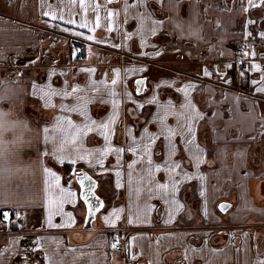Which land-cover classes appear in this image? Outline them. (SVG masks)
Masks as SVG:
<instances>
[{"label": "crops", "instance_id": "1", "mask_svg": "<svg viewBox=\"0 0 264 264\" xmlns=\"http://www.w3.org/2000/svg\"><path fill=\"white\" fill-rule=\"evenodd\" d=\"M253 3L0 0V77L14 88L0 105V167L31 177L15 202L0 198V264L264 262V0ZM78 171L103 205L90 226ZM221 182L245 218L203 225L217 203L237 205ZM61 196L56 212L49 200ZM114 236L126 255L113 253Z\"/></svg>", "mask_w": 264, "mask_h": 264}, {"label": "rangeland", "instance_id": "2", "mask_svg": "<svg viewBox=\"0 0 264 264\" xmlns=\"http://www.w3.org/2000/svg\"><path fill=\"white\" fill-rule=\"evenodd\" d=\"M233 174L234 173L226 174L225 177L233 181L234 180ZM224 184L225 183L221 182V184L219 185V189L221 190L222 193H226L225 197L228 199V201L232 202L234 199L235 201H237V205L234 203V206H232V208L230 210H227L226 212H222L218 209V206H217L218 203H217L216 206H214V208H213V212L210 211V213L207 215V217H206L205 213L202 214L204 219L201 221V224H203V225L214 224L218 227H225L231 221L244 220L245 217L243 214L237 215L238 192L235 191L233 188H230L229 183H228V187L224 186ZM204 196L205 195H202L201 197H199V199L197 201L202 202L204 200ZM227 199H225V200H227ZM194 201H196V200H194ZM211 209L212 208L210 207V210ZM250 215L251 216H257L255 209L251 210L249 216ZM260 219H262V218H260ZM245 220L246 221H243V222H247V223H245L246 227H249L253 223L257 222V220L253 219V218L245 219ZM7 221L10 222V220H7ZM197 222H199V221H197ZM25 225H26V222L23 219H21L20 226H25ZM113 253L117 254L118 255L117 257L122 256L123 254H125V255L127 254L123 248L122 249H114Z\"/></svg>", "mask_w": 264, "mask_h": 264}, {"label": "water", "instance_id": "3", "mask_svg": "<svg viewBox=\"0 0 264 264\" xmlns=\"http://www.w3.org/2000/svg\"><path fill=\"white\" fill-rule=\"evenodd\" d=\"M139 81H143L140 87H137ZM134 86L137 93H141L146 86V77H137L134 80ZM77 181L80 187V197L86 204V226H90L92 224V220L95 217L96 209L99 208L98 201L101 202V198L95 192V179L87 172L78 171L77 172ZM87 197V199H85ZM224 205L223 209L221 206ZM230 206V203L227 201H221L218 203V209L222 212H226ZM91 208V212H90Z\"/></svg>", "mask_w": 264, "mask_h": 264}, {"label": "snow or ice", "instance_id": "4", "mask_svg": "<svg viewBox=\"0 0 264 264\" xmlns=\"http://www.w3.org/2000/svg\"><path fill=\"white\" fill-rule=\"evenodd\" d=\"M248 2H249L250 5H253L254 6L253 0H248ZM125 7L127 8V5H125ZM245 11H247V9H245ZM45 15H48V13H45ZM68 22L71 23V21H68ZM250 23H251V21H250ZM83 26L84 25L82 24L81 27H83ZM261 35L264 36V33H262ZM88 39H92V37H88ZM227 67H231V65H228ZM253 67H258V66L253 65ZM205 74H207V70H205ZM241 75H243V74H241ZM262 79H264V77H262ZM112 83L115 84L116 81L113 80ZM142 83H143V81H139L138 84H137V87L139 88ZM252 83L255 85L257 82L256 81H253ZM73 91H76V88H73ZM256 91L257 92H264V87H257L256 88ZM93 123H95V122H93ZM99 123H100V126L101 127L107 128V124H105L104 121H100ZM73 127H75V126H73ZM84 127L86 129L88 126L85 125ZM81 131H83V129H77V132L71 136V139L70 140H65L64 143H61L59 145V150L61 152L64 151V144L65 143L75 144L78 141L79 134H80ZM190 131H191V129H190ZM105 138L107 139V136ZM116 151H120V149H116ZM68 162L69 163H73V164L76 163L75 160H70ZM177 166L178 165H175L174 167H177ZM129 167H131V165ZM45 171L48 172L47 169H45ZM48 174L54 177V179L56 180L55 187L58 188L59 187V177H56L55 174L54 173H51V172H48ZM59 191H60V193L66 194L69 197L73 195V193H71L70 191L66 192V190L63 189V188H59ZM85 199H87V197H85ZM62 203H63V196H61L60 198L55 199V200H51V199L49 200V204L50 205H53V204L55 205L56 212H60L62 210L61 209ZM97 203L99 204L100 207H103V205L99 201ZM174 203H177V207L178 208L179 207H182L181 205L178 204V202H175L174 201ZM0 207H2V203H0ZM224 207H226V206H224V205L221 206L222 209ZM51 210H52L51 207H49L48 211L51 212ZM96 210H98V208ZM114 211H118V210H114ZM90 212H91V208H90ZM105 219H107V218H105ZM129 222L131 223V220ZM48 225L50 227H52V226H55V227H63L64 226L63 224H60V225H52L50 220L48 221ZM113 247H115V245H113ZM0 257H2V253H0ZM25 264H28L27 260H26ZM261 264H264V262H261Z\"/></svg>", "mask_w": 264, "mask_h": 264}, {"label": "clouds", "instance_id": "5", "mask_svg": "<svg viewBox=\"0 0 264 264\" xmlns=\"http://www.w3.org/2000/svg\"><path fill=\"white\" fill-rule=\"evenodd\" d=\"M5 77H0V105L11 103V97L14 95V88H9L3 84ZM22 84V82H20ZM20 86V85H16ZM31 177L24 173L19 176L9 177L6 168L0 167V198L15 202L20 193L17 190V185L23 180H30Z\"/></svg>", "mask_w": 264, "mask_h": 264}, {"label": "built area", "instance_id": "6", "mask_svg": "<svg viewBox=\"0 0 264 264\" xmlns=\"http://www.w3.org/2000/svg\"><path fill=\"white\" fill-rule=\"evenodd\" d=\"M247 47V42L243 41L241 43H237L234 45V51H235V55L234 58L232 59L233 65L235 68L237 69H241L245 66V61L243 59V54H244V50ZM78 55L81 54V47L79 48ZM118 54L122 57L124 56V53L119 51ZM191 75V74H188ZM207 80L206 78H202V80ZM3 217H7V213L6 212H2L1 213ZM113 243L115 244L116 249H121V248H125L128 249L129 248V242L127 240H121L119 237H114L112 239Z\"/></svg>", "mask_w": 264, "mask_h": 264}, {"label": "trees", "instance_id": "7", "mask_svg": "<svg viewBox=\"0 0 264 264\" xmlns=\"http://www.w3.org/2000/svg\"><path fill=\"white\" fill-rule=\"evenodd\" d=\"M70 166H71L70 164L66 163V164L60 166V168L63 169V170H70Z\"/></svg>", "mask_w": 264, "mask_h": 264}]
</instances>
